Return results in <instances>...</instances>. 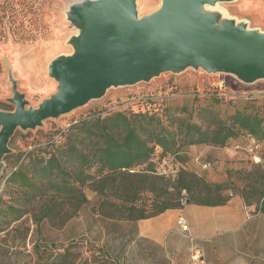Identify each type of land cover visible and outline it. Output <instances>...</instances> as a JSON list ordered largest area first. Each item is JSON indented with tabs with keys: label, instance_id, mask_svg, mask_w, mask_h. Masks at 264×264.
<instances>
[{
	"label": "rangeland",
	"instance_id": "obj_1",
	"mask_svg": "<svg viewBox=\"0 0 264 264\" xmlns=\"http://www.w3.org/2000/svg\"><path fill=\"white\" fill-rule=\"evenodd\" d=\"M82 4L83 0H0V103L9 104L14 110L8 101L12 99V90L16 89L27 101L26 108H37L56 92L57 83L48 75L47 68L56 57L72 54L70 41L81 30L70 14L72 8ZM160 4L161 0H136L138 19L155 12ZM201 13L212 16L215 19L213 27L216 28L228 20L234 26L241 25L246 30L264 33V0H231L206 5ZM213 86L234 97L264 95V79L244 84L233 74L188 67L178 73L160 74L147 82L111 87L102 97L90 100L58 119L46 120L35 130H17L12 145H9L10 153L22 155L38 146L48 149L47 144L57 142L69 125L93 112L136 110L139 102L151 95L175 97V100L167 101L168 104L180 106L185 100L178 97V93H201L204 87ZM203 103L195 102V106ZM233 105L223 102L215 106V111L222 117L225 112L233 111ZM246 148L236 145L225 148L201 146L187 156L184 164L173 161L170 156L161 158L158 152L151 160L156 173L166 180V186L171 187L179 169L184 168L201 175L208 182L225 183L228 188L222 195L229 199L230 193L234 195L242 187V175L252 171L255 164L250 148ZM257 153L264 158V140ZM205 162H210L211 167L204 170L201 165ZM12 167V160L3 161L0 198L4 202L12 196L4 190V177ZM162 191L161 187L157 192ZM84 193L88 204L79 211H72V215L71 210L65 208L64 213L70 218L62 227H59L60 217L54 218L53 224L44 221L40 226L39 239L29 216L24 222L15 223L10 229L0 232V264H53L71 242L77 244L75 252L82 259L80 264H85V259L92 261L101 253L110 257L114 264H172L176 254L173 247L180 251L185 247L192 248L189 254L195 255L193 262L198 263L196 245L200 243L197 238L192 239L188 233L167 236V245L171 248L158 249L147 240L136 237V223L143 226L149 221L104 220L98 214L96 193L89 188H85ZM154 196L144 193L136 205L150 209ZM248 209L253 215L254 207ZM229 252L243 251L224 250V253Z\"/></svg>",
	"mask_w": 264,
	"mask_h": 264
},
{
	"label": "trees",
	"instance_id": "obj_2",
	"mask_svg": "<svg viewBox=\"0 0 264 264\" xmlns=\"http://www.w3.org/2000/svg\"><path fill=\"white\" fill-rule=\"evenodd\" d=\"M178 97L185 100L180 106L168 104L175 97L151 95L143 98L136 110L93 112L69 125L57 142L47 144L48 149L38 146L22 155L5 156L4 162L13 161L4 177V190L12 196L7 202L0 198V232L29 216L39 239L44 221L53 224L54 218L60 217L62 227L70 218L65 208L72 215L88 204L85 188L96 193L98 214L109 222L149 219L181 208L186 200L197 206L224 205L228 200L222 195L228 188L225 183L208 182L181 168L168 187L151 159L158 152L161 158L170 156L184 164L201 146L236 145L248 150L260 146L264 140V95L234 97L204 87L201 93H178ZM198 101L203 105L195 106ZM223 102L234 105L232 112L221 117L215 106ZM0 110L13 111L6 103H0ZM13 141L14 136L9 145ZM258 156L259 163L242 175L243 185L235 194L247 208L254 207L252 214L264 215V158ZM158 186L162 192H157ZM144 193L155 194L150 209L136 205ZM76 247L69 243L53 264H80ZM83 262L114 264L105 253Z\"/></svg>",
	"mask_w": 264,
	"mask_h": 264
},
{
	"label": "water",
	"instance_id": "obj_3",
	"mask_svg": "<svg viewBox=\"0 0 264 264\" xmlns=\"http://www.w3.org/2000/svg\"><path fill=\"white\" fill-rule=\"evenodd\" d=\"M231 0H161L138 19L136 0H83L70 18L81 30L70 41L73 52L48 65L56 92L37 108L12 90V112L0 110V176L9 143L17 130L32 131L43 122L98 99L111 87L147 82L188 67L233 74L244 83L264 79V33L202 15L206 5ZM189 204V200L185 201Z\"/></svg>",
	"mask_w": 264,
	"mask_h": 264
},
{
	"label": "crops",
	"instance_id": "obj_4",
	"mask_svg": "<svg viewBox=\"0 0 264 264\" xmlns=\"http://www.w3.org/2000/svg\"><path fill=\"white\" fill-rule=\"evenodd\" d=\"M249 212L237 194L222 206L184 204L179 209L166 210L145 219L149 223L143 226L137 222L136 237L158 249L171 248L167 245V236L185 235L178 226V219L182 217L188 226V234L200 243L196 245L197 264H264V215H250ZM173 249L176 254L172 264H195V255L189 254L192 248ZM225 249L243 252L224 253Z\"/></svg>",
	"mask_w": 264,
	"mask_h": 264
},
{
	"label": "built area",
	"instance_id": "obj_5",
	"mask_svg": "<svg viewBox=\"0 0 264 264\" xmlns=\"http://www.w3.org/2000/svg\"><path fill=\"white\" fill-rule=\"evenodd\" d=\"M213 87L218 88L219 90H221L220 87H217V86H213ZM252 143H254V142H252ZM259 147H260V146H258V145H254V146L249 150V151L252 153V159H253V161H254L255 163H259V161H260L259 156H258V153H257L258 150H259ZM210 167H211V164L208 163V164H206V165L203 166V169H208V168H210ZM229 196L231 197L232 194L230 193ZM178 226L180 227V229H181V231H182L183 233H185V234L188 233V226H187L185 220H184L182 217H180V218L178 219Z\"/></svg>",
	"mask_w": 264,
	"mask_h": 264
}]
</instances>
